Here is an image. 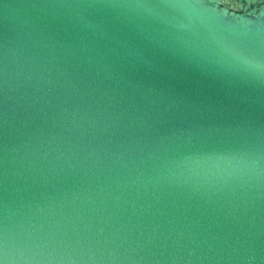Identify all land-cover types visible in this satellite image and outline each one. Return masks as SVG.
I'll use <instances>...</instances> for the list:
<instances>
[{"label":"water","instance_id":"1","mask_svg":"<svg viewBox=\"0 0 264 264\" xmlns=\"http://www.w3.org/2000/svg\"><path fill=\"white\" fill-rule=\"evenodd\" d=\"M0 264H264V0H0Z\"/></svg>","mask_w":264,"mask_h":264}]
</instances>
